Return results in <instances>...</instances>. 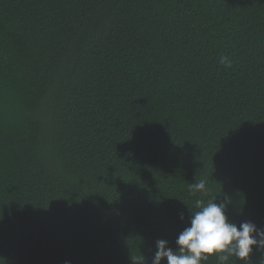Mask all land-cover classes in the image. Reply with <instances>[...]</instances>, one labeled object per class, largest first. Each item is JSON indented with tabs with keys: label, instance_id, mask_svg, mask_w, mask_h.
<instances>
[{
	"label": "trees",
	"instance_id": "1",
	"mask_svg": "<svg viewBox=\"0 0 264 264\" xmlns=\"http://www.w3.org/2000/svg\"><path fill=\"white\" fill-rule=\"evenodd\" d=\"M197 200L264 229V0H0V264H151Z\"/></svg>",
	"mask_w": 264,
	"mask_h": 264
},
{
	"label": "clouds",
	"instance_id": "2",
	"mask_svg": "<svg viewBox=\"0 0 264 264\" xmlns=\"http://www.w3.org/2000/svg\"><path fill=\"white\" fill-rule=\"evenodd\" d=\"M220 63L231 67V61L227 57H221ZM189 190L202 195H207L210 191L203 179L190 184ZM215 200L207 203L197 200L196 208L199 210L191 213L190 226L178 235L177 249L169 247L167 240H157V250L151 264H161L165 259L167 264H203L212 255L221 264H226L233 257L236 262L243 260L244 264H248L253 246L264 249V229L258 228L252 222H242L238 227L229 219L226 204H218ZM180 218L183 219L182 213Z\"/></svg>",
	"mask_w": 264,
	"mask_h": 264
}]
</instances>
